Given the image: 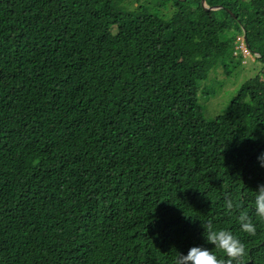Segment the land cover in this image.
Instances as JSON below:
<instances>
[{"label": "trees", "instance_id": "16d2710c", "mask_svg": "<svg viewBox=\"0 0 264 264\" xmlns=\"http://www.w3.org/2000/svg\"><path fill=\"white\" fill-rule=\"evenodd\" d=\"M206 3L0 0V264H175L209 221L264 264V69L199 98L243 33L264 67V0Z\"/></svg>", "mask_w": 264, "mask_h": 264}, {"label": "clouds", "instance_id": "9594fccd", "mask_svg": "<svg viewBox=\"0 0 264 264\" xmlns=\"http://www.w3.org/2000/svg\"><path fill=\"white\" fill-rule=\"evenodd\" d=\"M258 160L261 167H264V153L258 157ZM256 193V215L264 219V185H261ZM225 206L229 213L239 207L238 203L234 202L231 197L226 199ZM238 220L242 231L253 236L256 234V227L246 212L241 211ZM202 226L205 229L206 241L214 245L213 249L222 251L226 258L218 257L213 249L194 246L190 248L187 255L179 253L175 259V264H241L242 258L246 255V246L239 238L233 235L231 231L215 230L211 221L206 224L203 223Z\"/></svg>", "mask_w": 264, "mask_h": 264}, {"label": "rangeland", "instance_id": "374dc122", "mask_svg": "<svg viewBox=\"0 0 264 264\" xmlns=\"http://www.w3.org/2000/svg\"><path fill=\"white\" fill-rule=\"evenodd\" d=\"M166 13L170 15V11H166ZM243 45L244 48L242 47ZM234 54L238 57H235L233 61L231 60L232 58L228 60L229 66H227V69L220 64L211 72L210 78L212 80L208 79L203 82L202 86L205 87L209 83H214L215 88L210 95L205 94L202 90L199 94L206 118H214L226 111L240 86L247 79L256 75V73H261L264 69L262 61H256V56L260 54H254L251 51L245 41L244 33L235 40ZM239 55H241V58Z\"/></svg>", "mask_w": 264, "mask_h": 264}, {"label": "water", "instance_id": "95a60500", "mask_svg": "<svg viewBox=\"0 0 264 264\" xmlns=\"http://www.w3.org/2000/svg\"><path fill=\"white\" fill-rule=\"evenodd\" d=\"M202 4L203 6L207 9V10H213V9H218L221 8V5H216V6H210L206 3V0H202Z\"/></svg>", "mask_w": 264, "mask_h": 264}, {"label": "built area", "instance_id": "2783aa9c", "mask_svg": "<svg viewBox=\"0 0 264 264\" xmlns=\"http://www.w3.org/2000/svg\"><path fill=\"white\" fill-rule=\"evenodd\" d=\"M244 48V45L242 46ZM247 50V49H246Z\"/></svg>", "mask_w": 264, "mask_h": 264}]
</instances>
